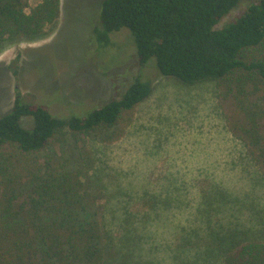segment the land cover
I'll return each mask as SVG.
<instances>
[{
  "label": "rangeland",
  "instance_id": "rangeland-1",
  "mask_svg": "<svg viewBox=\"0 0 264 264\" xmlns=\"http://www.w3.org/2000/svg\"><path fill=\"white\" fill-rule=\"evenodd\" d=\"M103 1L61 0V15L44 34L0 41V117L11 108L16 91L53 112L81 115L120 98L139 73L151 81L152 92L114 126L90 133L66 128L37 152L1 146L0 230L7 219L17 220L22 205L42 214L54 197L66 196L68 178L75 192L69 195L108 205L111 222L125 209L145 217L146 253L166 256L178 247L203 244L190 232L206 230L196 214L203 191L217 181L233 193L247 191L253 187L251 174L264 172L242 158V140L228 116L235 105L220 97L218 81L188 85L153 63L141 67L128 28L112 32V43L102 49L94 28L101 25ZM241 1L218 26L246 7L247 0ZM252 91L251 84L245 85L243 96ZM245 99L241 104L251 106L254 97ZM175 186L181 200L165 202ZM253 195L256 209L264 208V187Z\"/></svg>",
  "mask_w": 264,
  "mask_h": 264
},
{
  "label": "trees",
  "instance_id": "trees-1",
  "mask_svg": "<svg viewBox=\"0 0 264 264\" xmlns=\"http://www.w3.org/2000/svg\"><path fill=\"white\" fill-rule=\"evenodd\" d=\"M29 1L0 0V41L41 36L61 15V0L32 6ZM240 4L244 2L104 0L94 36L105 49L112 43V32L128 28L141 67L153 63L162 74L188 85L218 81L220 97L235 105L228 116L241 137L242 158L260 164L264 172V0H247L241 12L218 26ZM134 77L120 98L82 115L53 112L43 102H27L16 91L11 108L0 117V147L16 144L24 152H37L66 128L90 133L116 125L152 92L150 80L141 73ZM247 84L253 89L245 95L254 97L252 107L241 104L247 103L242 92ZM259 172L251 174L253 187L239 193L211 182L196 207L206 230L190 229L203 244L178 247L166 256L146 253L145 217L125 209L111 222L108 205L98 207L70 196L74 187L65 178L66 196L54 197L42 214L22 205L16 221L7 219L0 230V264H264V208L256 209L250 198L264 187V173ZM174 190L165 202L181 200L178 187Z\"/></svg>",
  "mask_w": 264,
  "mask_h": 264
}]
</instances>
